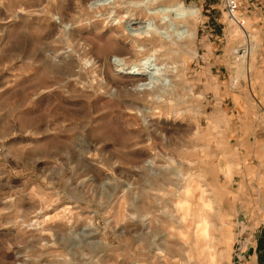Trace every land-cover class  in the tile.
I'll use <instances>...</instances> for the list:
<instances>
[{
	"label": "rangeland",
	"instance_id": "374dc122",
	"mask_svg": "<svg viewBox=\"0 0 264 264\" xmlns=\"http://www.w3.org/2000/svg\"><path fill=\"white\" fill-rule=\"evenodd\" d=\"M95 1L0 0V264H264V21L239 58L219 0H172L197 56L144 93L107 73ZM123 41L126 67L152 48Z\"/></svg>",
	"mask_w": 264,
	"mask_h": 264
},
{
	"label": "bare ground",
	"instance_id": "6f19581e",
	"mask_svg": "<svg viewBox=\"0 0 264 264\" xmlns=\"http://www.w3.org/2000/svg\"><path fill=\"white\" fill-rule=\"evenodd\" d=\"M171 1L172 0H142L132 3L130 0H97L90 4V9L92 10H109L110 13L108 17H106V20L111 19L113 21L109 30L111 35L110 44L103 53H101L102 58L108 63L107 73H109L112 80L121 83L125 81L130 82L131 87H134H132L134 91L144 93L158 92L164 94L168 91H173L176 87V83L174 84V75L173 78L170 77L171 73L177 76L176 67L171 70L164 59L168 57L174 49L180 54L189 55L191 58L197 56L195 51L189 49L195 35L193 29L188 25V18L195 16L197 10L194 8L186 9L182 4L174 8V6L171 5ZM156 5L157 7L152 8ZM122 6L136 7L135 9L144 12L151 21L147 24L141 23L137 26L135 22H131L124 26L126 20L133 14L126 11L127 13L122 16H114L112 11L114 8H121ZM173 14H175L174 19L171 18ZM128 38L132 40H145L144 42L149 40L152 43V48L149 50L148 56L146 55L147 58L139 62L140 64L138 66L126 67L125 61L118 56L120 47L124 48L122 41ZM124 42L125 41H123V43ZM130 48L129 53L128 51L126 52L131 58L139 55L137 54L138 50L135 51L133 47ZM185 60L178 65V69L182 68Z\"/></svg>",
	"mask_w": 264,
	"mask_h": 264
},
{
	"label": "built area",
	"instance_id": "2783aa9c",
	"mask_svg": "<svg viewBox=\"0 0 264 264\" xmlns=\"http://www.w3.org/2000/svg\"><path fill=\"white\" fill-rule=\"evenodd\" d=\"M221 4V8L224 11V14L227 18V21L241 31L243 37V44H241L237 50L236 54L238 56L244 57L251 49V40H250V32L246 28V17L242 14L241 10V0H219ZM260 257L264 258V245L261 247Z\"/></svg>",
	"mask_w": 264,
	"mask_h": 264
},
{
	"label": "crops",
	"instance_id": "0c3cea01",
	"mask_svg": "<svg viewBox=\"0 0 264 264\" xmlns=\"http://www.w3.org/2000/svg\"><path fill=\"white\" fill-rule=\"evenodd\" d=\"M261 0H241L242 14L248 20L251 17L259 18L257 24H262L264 21V9ZM251 16V17H250ZM240 264H257V258L253 254L241 255Z\"/></svg>",
	"mask_w": 264,
	"mask_h": 264
}]
</instances>
